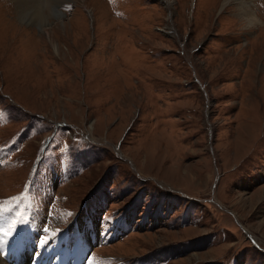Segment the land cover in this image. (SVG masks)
<instances>
[{"label": "rangeland", "instance_id": "374dc122", "mask_svg": "<svg viewBox=\"0 0 264 264\" xmlns=\"http://www.w3.org/2000/svg\"><path fill=\"white\" fill-rule=\"evenodd\" d=\"M56 1L0 0V258L264 264V0Z\"/></svg>", "mask_w": 264, "mask_h": 264}, {"label": "bare ground", "instance_id": "6f19581e", "mask_svg": "<svg viewBox=\"0 0 264 264\" xmlns=\"http://www.w3.org/2000/svg\"><path fill=\"white\" fill-rule=\"evenodd\" d=\"M66 1H73V0H59V1H56V4H54V5H52V7H49L48 8V13H43L44 10L42 9V11H41L42 13H41L40 19L38 18L40 20V24H39L40 26H39V28H40V31L42 33L40 36H42V35L45 34L46 39L50 42L51 45L53 43H55L54 38L51 37L52 33L55 31V28H57V29L60 28V25L66 26L65 25V20L62 19L63 12L61 10H59V9L57 10L55 8L57 7V4H60L61 2H66ZM76 1L80 3V6H82V7L85 8V2H86V0H76ZM163 1H165V0H163ZM233 1L236 2L237 5H238V10H239L240 15H244L248 19L249 24H252V23H255L256 22L255 15L253 14L252 11L249 12V11L246 10V7H245V4L246 3L243 0H223L221 6L223 7L228 2H233ZM16 2H18V6L20 7L19 8V11L21 13L22 10H24V9L21 8V6H22V0H16ZM51 17H53V18L55 17V19H56V22L54 23V26H51L52 25L51 24L52 22H49L48 21V19L51 18ZM27 19L29 20V18H26L25 19V17L22 16V19L21 20L26 21ZM23 25H25V24H23ZM47 25H50V26H47ZM8 245L9 244H6V242H5V250H6L7 253H6L5 258H0V264H7V263L10 264V263H12L11 260H14V261H17V262H21V260H22V258L24 256L23 255V252L21 251V247H20L21 245L20 246L19 245H15V246L10 245V246H8ZM76 251H77V249L75 248L74 251H73L74 253H71L70 257L69 258L67 257L65 262H68L69 263L70 262V258L75 261L76 258H77L76 257ZM32 253L34 254L33 255L34 261H32L31 264H34L35 262H37V264H38L39 261H41L42 264H61V263H59L60 258H58L57 256L54 257L46 249H44L42 251H39V250L38 251H35V252L33 251ZM10 257H12V258H10ZM4 260L7 261V262H5Z\"/></svg>", "mask_w": 264, "mask_h": 264}, {"label": "trees", "instance_id": "16d2710c", "mask_svg": "<svg viewBox=\"0 0 264 264\" xmlns=\"http://www.w3.org/2000/svg\"><path fill=\"white\" fill-rule=\"evenodd\" d=\"M152 258V261L153 262H151V263H147V262H142L140 259H139V261H141V264H153L155 261H157L158 259H161V258H155V257H151Z\"/></svg>", "mask_w": 264, "mask_h": 264}, {"label": "water", "instance_id": "95a60500", "mask_svg": "<svg viewBox=\"0 0 264 264\" xmlns=\"http://www.w3.org/2000/svg\"><path fill=\"white\" fill-rule=\"evenodd\" d=\"M248 237L250 238V240L252 241V243H254L255 245H257V242L253 238H251L250 235H248Z\"/></svg>", "mask_w": 264, "mask_h": 264}, {"label": "snow or ice", "instance_id": "6c2138e0", "mask_svg": "<svg viewBox=\"0 0 264 264\" xmlns=\"http://www.w3.org/2000/svg\"><path fill=\"white\" fill-rule=\"evenodd\" d=\"M44 231H45V232H47V231H48V229L46 228V229H44Z\"/></svg>", "mask_w": 264, "mask_h": 264}]
</instances>
